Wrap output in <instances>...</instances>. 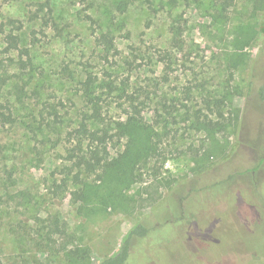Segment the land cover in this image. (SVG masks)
I'll list each match as a JSON object with an SVG mask.
<instances>
[{
	"label": "rangeland",
	"instance_id": "rangeland-1",
	"mask_svg": "<svg viewBox=\"0 0 264 264\" xmlns=\"http://www.w3.org/2000/svg\"><path fill=\"white\" fill-rule=\"evenodd\" d=\"M45 1L52 9L56 28L47 29L44 35L40 33L41 22L30 20V15L36 3ZM116 1L0 0V24L9 19L22 22L21 47L32 48L37 72L44 73L41 78L36 74V80L25 86V94L20 98L23 102L18 103L15 85L24 84L26 77L17 78L21 69L8 61L9 55L3 54L0 34V105L9 102L21 121L31 110L38 115L44 103L55 104L62 99L66 104L56 121L58 130L44 147L31 140L21 122L0 126V264H63L60 254L49 259L32 246L27 236L38 227V219L54 213L67 223L74 243L89 249L92 264L113 254L137 223H144L155 235L151 257L150 234L134 244L137 256L147 264H264V162L260 164L263 153L259 148L264 136V98L260 99L258 94L264 84V3L254 6L256 0H231L223 18H218L213 10H205L211 6L210 0H202V4L193 0H153L156 12L138 2L123 15L114 11ZM90 2V9L83 12ZM218 5L220 9L223 3ZM84 13L100 20L103 28L114 31L116 45L124 56L132 46L145 51L154 61L144 64L145 70L132 73L131 85H148L149 79L158 78L166 58L164 52L170 51V79L160 85L165 86L162 90L169 97L181 96V90L190 86L191 95L199 101L212 91L215 96L225 93L230 85L237 88V94H229L231 107L239 110L237 128L232 133L229 130L227 137L195 130L182 135L178 145L188 149L165 161L154 181L159 188L150 186L152 179L146 178V182L129 189V195L137 198L142 194L146 201L132 203L123 211L107 210L95 215L79 213L70 203L66 189L51 199L44 181L65 157L63 143H56L57 133L62 132V137L83 105L71 91L74 82L70 73L77 78L82 68L79 64L86 61L94 72L102 71L90 29L81 21ZM173 24L184 41L181 51L169 44ZM31 33L38 40L35 47L30 46ZM12 56L15 60L17 52ZM148 89L153 91L154 86ZM156 91L154 102L161 94L159 89ZM153 108L155 104L147 106L142 117H153ZM104 114L118 119L124 112L112 102ZM25 120L30 123L29 118ZM185 125L180 122L172 127L183 129ZM34 145L39 149L38 155ZM202 153L203 156H196ZM201 163L211 167L210 182L206 185L196 179ZM255 182L257 187H253ZM216 183L232 191H211L218 185L209 186ZM144 186L148 187V194L141 193ZM205 187L209 188L202 196H195L199 203L191 201L188 207V194ZM252 189L261 201L250 192Z\"/></svg>",
	"mask_w": 264,
	"mask_h": 264
},
{
	"label": "trees",
	"instance_id": "trees-1",
	"mask_svg": "<svg viewBox=\"0 0 264 264\" xmlns=\"http://www.w3.org/2000/svg\"><path fill=\"white\" fill-rule=\"evenodd\" d=\"M193 1L202 4V0ZM138 2L144 4L145 8L157 11L153 0H117L114 3V11L118 15H123ZM210 2L211 6L206 7V12L213 10L218 18H223V13H226L231 0H210ZM218 2L223 3L220 9L217 8ZM262 3L264 0H256L254 6ZM91 5L90 2L83 12L90 9ZM51 14L52 9L47 1L36 3V9L31 13L30 20L41 22V34L45 35L46 30L51 27L56 28ZM111 18L113 16H110ZM81 21L90 29L94 54L102 71L99 74L94 72L89 61H86L79 64L82 68L77 78L70 73L74 82L71 91L80 97L83 105L78 109L75 121L62 137L60 136L62 132L57 133L56 143H63L65 157L63 163L55 167L49 179L44 181L47 182L46 190L51 199L59 196L62 189H66L70 203L84 215L102 214L107 210L123 211L132 203H142L147 200L142 194L136 195L137 198L128 194L133 185L146 182V178H150L152 179L150 186L159 188L154 181H157L165 161L183 154L188 149L184 150L178 145V140L188 130L204 131L208 135L219 133L224 137H227L226 133L229 130L231 133L235 132L239 110L231 107L229 94H237V88L228 85L225 93L215 96L212 91L196 101L190 93L191 87L187 86L181 90V96L169 97L167 92L162 90L165 86L160 85L169 82L170 79L169 70L173 63L170 51L164 52L166 58L162 61L163 68L158 78L149 79L148 85H131L132 73L145 70L144 66L154 64V61L138 47L131 46L128 55L124 56L116 45L117 36L114 31L109 27L103 28L100 20L91 14L84 13ZM121 25L125 26V23ZM21 30L22 22L19 20L9 19L0 24V34L4 44L2 52L9 55V62L17 64L21 69L17 78L23 80V77H26L24 84L15 85L16 101L22 104L20 98L25 94V86L36 80V74L41 78L44 73L37 72L38 67L31 56L32 48L21 47ZM170 31L172 33L170 47L181 51L184 41L180 39V31L176 32L174 24L170 25ZM32 33L30 46L35 47L38 40ZM127 37L126 35L125 38ZM14 52H17L15 60L12 56ZM158 53H161V50L158 49ZM151 86H154L153 91L148 89ZM158 89L161 94L158 101L154 102ZM258 94L260 99L264 98V84L259 87ZM183 101H192L194 104L187 106L182 104ZM112 102L124 112V115L118 119L104 114L108 113ZM5 104L0 105V126L21 122L30 134L31 140L37 142L40 147L46 146V142H49L52 134L58 130L56 121L60 119L61 110L66 108L62 99L55 104L44 103L38 115H33V110L29 109L31 110L29 115H25L20 121L19 117H15L9 102ZM151 104H155L154 115L146 119L142 117L143 111ZM63 113L66 114V110ZM26 118H29L30 123H27ZM180 122L186 124L183 129L172 127ZM158 124L159 126L156 127ZM33 148L38 155V147L34 145ZM259 148L263 153L261 164L264 162V136ZM203 155L204 153L196 156ZM210 168L206 164L198 165L196 170L199 176L195 174L198 176L196 179L201 180L205 185L208 184ZM212 185H218L212 188L213 192L220 189L231 190L223 184H211L209 187L211 188ZM209 187L193 189L186 197L185 204L189 207L191 201L199 203L196 198L202 196V192L207 191ZM142 188L141 193L146 194L148 187ZM254 196L260 198L257 192ZM189 214L195 217L193 212ZM38 222V227L33 232H28L27 236L32 246L39 249L41 254H46L49 259L55 256L54 254H60L63 264H92L89 249L80 243H74L67 223L58 213L38 219ZM181 224L182 222H179L177 225ZM23 228L25 229V226ZM149 234L151 236L148 245L151 257L155 244L152 237L155 235L144 223H137L127 232L118 249L96 264H147L143 257L139 254L137 256L134 244Z\"/></svg>",
	"mask_w": 264,
	"mask_h": 264
},
{
	"label": "flooded vegetation",
	"instance_id": "flooded-vegetation-1",
	"mask_svg": "<svg viewBox=\"0 0 264 264\" xmlns=\"http://www.w3.org/2000/svg\"><path fill=\"white\" fill-rule=\"evenodd\" d=\"M254 174V173H253ZM256 183V186H253V187H257V182H255ZM253 185H254V183H253ZM251 192H253L254 194H256V190L255 189H252L251 190ZM181 204V203H180Z\"/></svg>",
	"mask_w": 264,
	"mask_h": 264
}]
</instances>
